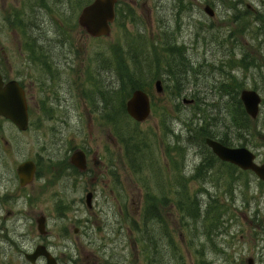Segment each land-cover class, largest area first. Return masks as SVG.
<instances>
[{
    "label": "rangeland",
    "instance_id": "obj_1",
    "mask_svg": "<svg viewBox=\"0 0 264 264\" xmlns=\"http://www.w3.org/2000/svg\"><path fill=\"white\" fill-rule=\"evenodd\" d=\"M92 1L7 0L4 8L0 0V64L2 45L13 40L7 25H27L34 38L58 41L67 34L66 46L50 44L52 54L75 53L78 81L88 66L100 70L98 80L107 86L114 117L108 142L102 128L88 133L84 122L65 141L59 115L48 118L47 110L24 131L0 118V251H5L0 262L25 260L21 250L39 240L36 218L42 213L52 229L61 226L56 208L63 204L67 217L90 214L86 193L96 186L97 222L87 228L108 232L97 239L103 247H88L97 250L80 264H248L249 258L264 264V181L220 160L205 143L209 136L190 131L207 128L228 146L255 152L264 164V0H118L111 33L101 37L78 22ZM207 4L215 15L204 11ZM128 73L137 75L134 81L126 82ZM233 77L244 82L239 99L245 88L263 99L258 117L249 116L244 127L235 122L233 94L223 86L232 85ZM158 79L163 94L156 92ZM137 88L153 100L152 114L142 122L125 108ZM49 96L58 107L56 93ZM185 98L195 102L187 104ZM79 130L85 133L80 136ZM74 143L90 144L104 156L114 170L113 186L82 178L79 188H65L72 183L64 163ZM25 160L35 161L37 173L23 192L17 168ZM140 192L143 206L134 215L130 197ZM120 194L127 200H117ZM24 205L33 220L20 216ZM9 236L18 248L11 247Z\"/></svg>",
    "mask_w": 264,
    "mask_h": 264
},
{
    "label": "flooded vegetation",
    "instance_id": "obj_2",
    "mask_svg": "<svg viewBox=\"0 0 264 264\" xmlns=\"http://www.w3.org/2000/svg\"><path fill=\"white\" fill-rule=\"evenodd\" d=\"M6 5L7 0H4L3 7L5 8ZM15 19V13H12L11 20L15 21ZM7 26L10 28L13 40L10 38L11 44L7 45L4 43L1 47L3 64H0V74L3 78L4 86L10 82H15L16 85L18 84L17 86L22 88L28 111L29 126L35 120V116L39 119L44 115V111L47 110L48 118L59 115L60 125L58 128L61 131L60 138L65 139V141L70 137L71 130L83 124V122L89 127L88 133L89 131L91 133H94V131L99 132L102 128L106 141H110L112 126L110 131L109 126L113 123L114 117L112 107L110 106V98L106 92L107 86L98 80V72L100 70L98 71L96 68L92 71L91 67L88 66L83 75L84 78L78 81L81 72L79 71V67L75 66V53L69 52V50L66 53L64 50L62 53L52 54L50 44L61 46L60 42L62 41V45L66 46V42L68 41L67 34L63 33L64 37L55 41L48 38L29 37L26 33L27 25ZM17 35L19 39H17ZM104 70L105 66L102 65L101 72ZM84 85L87 86L84 88ZM53 92L57 95L58 107L53 105L49 96ZM60 113L63 114L60 115ZM84 133L85 130H79L80 136ZM82 139H85V137ZM73 147V151L68 154V160H65L66 162L64 163L69 171V179L72 180V183L67 182L65 188L68 189L69 185L73 189L79 188L82 178H85L86 182L93 181L96 185L103 184V188H109L110 185L113 186L114 170L112 166L105 164L104 156L100 155L98 150H93L90 144L85 145V143L83 145L74 143ZM76 152H79L80 155L83 154V168L73 162V155ZM104 175L105 178H103ZM35 177L36 174L33 180H35ZM33 180L24 186L21 185L20 190L25 192L29 189L28 187L33 183ZM95 189H97L96 186L86 193V206L90 211V214H87L86 217H67L69 209H65L64 206L68 205L63 204L56 208L61 226L58 225V228L52 229L49 226V217L43 215V213L39 215L36 218L37 226L38 219L45 217V229L41 231L38 228L39 240L35 243L32 242L27 250H21L26 261L24 260L20 264H49L50 260L53 264H80L92 256L98 248H102L104 242H97V239L105 238L108 231H97L87 228L89 225L91 227L94 226L97 222L93 219V213L94 211L96 212L95 208L97 204ZM110 193L111 195L115 194L113 187H111ZM89 194H91L90 202L87 200ZM127 198L128 196L125 194L124 196L122 194L116 196L117 200H127ZM130 201L133 209L135 208L133 214L137 215L136 212L143 206L144 195L141 192L137 197L131 195ZM26 204H29L28 197ZM24 207L26 208V212H22L20 216L26 221L30 217L33 220V215L28 214V206L24 205ZM66 222H71L72 224L68 226ZM32 226L33 224L29 225V232H32ZM7 240L11 247L16 245L13 237L9 236ZM92 246L97 249H87ZM16 248H18L17 245ZM37 250H40L42 254L33 258L32 256ZM73 252H77V254L73 255ZM0 255L5 256V251L1 250ZM90 261L91 264L97 263L96 260ZM0 264L16 263L9 257L6 261H1Z\"/></svg>",
    "mask_w": 264,
    "mask_h": 264
},
{
    "label": "water",
    "instance_id": "obj_3",
    "mask_svg": "<svg viewBox=\"0 0 264 264\" xmlns=\"http://www.w3.org/2000/svg\"><path fill=\"white\" fill-rule=\"evenodd\" d=\"M116 3L117 0H93L82 8L78 17L79 24L94 37L109 35L112 30L111 23L116 17ZM204 10L210 16L215 15V10L210 5H206ZM155 88L158 93H163V82L157 80ZM240 97L248 115L256 119L262 103L260 94L253 89H243ZM185 102L193 103V100L185 99ZM126 109L128 114L137 121L146 120L151 113V103L147 92L143 89H136L127 101ZM0 115L12 120L20 130H26L29 126L27 106L22 89L15 82H10L4 86L1 75ZM206 143L222 161L230 162L242 170H252L260 179L264 180V164H258L255 161V153L247 147H230L210 137L206 139ZM73 162L83 168V154L80 155L79 152H76L73 155ZM36 168V163L32 160H27L18 166L21 185L24 186L33 180ZM87 200L90 202L91 194L88 195ZM38 227L41 231L45 229V217L38 219ZM39 254L42 252L37 250L32 257L34 258ZM49 264H53V262L50 260ZM248 264H255V260L249 258Z\"/></svg>",
    "mask_w": 264,
    "mask_h": 264
},
{
    "label": "trees",
    "instance_id": "obj_4",
    "mask_svg": "<svg viewBox=\"0 0 264 264\" xmlns=\"http://www.w3.org/2000/svg\"><path fill=\"white\" fill-rule=\"evenodd\" d=\"M175 66H177V65H175ZM232 66L235 67L237 65L233 64ZM246 67H247V65H246ZM120 68H121L120 69V73H121V76H122V79H123L124 69L122 67H120ZM181 69H182V73L183 74L185 72L188 73V71H189V67H186V66H182ZM135 76H137V75L136 74L135 75H130L128 73L126 82L128 80H130L131 82L134 81L135 80ZM243 85H244V82L242 80H240L239 78H235V77H233V84L232 85H231L230 82H228L226 84H223L225 91L229 92V93L231 92V94H233L231 99L234 101V104H235V106H234L235 122L237 124L240 123V125L244 127V125L247 124L246 121L249 119V115H248V113L245 110L243 102L241 101V99L238 98L239 89L242 88ZM138 87H140V86H138ZM125 108H126V105H125ZM236 117H238V118H236ZM192 130L193 131L195 130V134L196 133L199 134L198 132H200V135H207L209 137L215 138L214 134L211 131H209L207 128L206 129L205 128H197V129L196 128L195 129L192 128L190 131H192ZM221 142L224 143V144H227V145L229 144V141H227V140H222L221 139Z\"/></svg>",
    "mask_w": 264,
    "mask_h": 264
},
{
    "label": "bare ground",
    "instance_id": "obj_5",
    "mask_svg": "<svg viewBox=\"0 0 264 264\" xmlns=\"http://www.w3.org/2000/svg\"><path fill=\"white\" fill-rule=\"evenodd\" d=\"M7 237V235L5 234L4 236H2V239H5Z\"/></svg>",
    "mask_w": 264,
    "mask_h": 264
}]
</instances>
